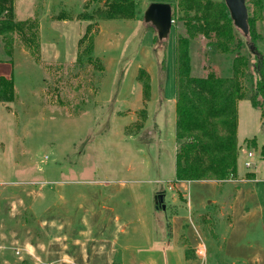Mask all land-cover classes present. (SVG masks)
<instances>
[{"label":"rangeland","instance_id":"1","mask_svg":"<svg viewBox=\"0 0 264 264\" xmlns=\"http://www.w3.org/2000/svg\"><path fill=\"white\" fill-rule=\"evenodd\" d=\"M32 1L13 0L14 17L16 21L38 19L39 60H33L15 35L12 64L8 63L6 45L0 37V75L12 74L16 89L14 101L0 103V264H88L81 257L90 255L91 242L82 241L74 221L77 210L86 213L92 207L98 190L124 185L121 197L129 198L128 189L148 188V201L144 204L153 210L154 234H165L161 227L167 225L173 195L166 182L175 177L172 108L167 102L159 111L154 108L158 104H154V111L141 129L137 124L142 109L137 110L135 123L129 125L131 120L124 117V112L116 113L125 107L117 99L130 89L123 72L134 59V52L128 48L115 70L113 98L102 103L96 95L102 80L108 77L104 62L92 53L104 68L101 76L99 63L77 49L87 25L77 20V16L86 5L89 11L96 5L89 0ZM261 1L264 8V0ZM152 2L157 0H135L140 46L146 47L139 62L143 70L148 67L158 70V86L167 93L176 70V39L185 30L182 22L173 21L167 38L159 40L155 28L143 21V13ZM97 4L102 7L104 0ZM246 5L248 16L256 22L262 10L250 3ZM171 9L173 14L172 6ZM60 13L68 19H57ZM101 21L96 18L94 22V38L101 30ZM116 32L111 27L106 29L105 40H114ZM259 40L256 48L264 57V38ZM189 48L191 76L204 77L210 71L220 76L231 75L235 54L228 57L219 53L202 36L191 40ZM241 53L249 57L244 82L249 87L255 58L248 55V48H242ZM108 91L104 88V92ZM244 105L241 114L246 120L245 132L241 130L236 138L240 171L242 174L252 171L256 165L257 176L264 179L260 148L256 151V145L250 141L253 138L261 141L264 134V126L254 129L260 110L250 105L247 98ZM249 153L247 162L252 165L246 168ZM157 178L164 181L156 183ZM251 185L263 189V196L258 205L244 201L242 206L247 208L255 204L249 215L248 211L235 210L219 227L214 222V207H207L204 228L213 239L215 234L220 238L219 264H264V181ZM162 191L164 208L157 209L154 196ZM228 222L233 223L231 227ZM199 256L204 264L203 254ZM208 259L211 258L207 262Z\"/></svg>","mask_w":264,"mask_h":264},{"label":"crops","instance_id":"2","mask_svg":"<svg viewBox=\"0 0 264 264\" xmlns=\"http://www.w3.org/2000/svg\"><path fill=\"white\" fill-rule=\"evenodd\" d=\"M33 2H36V0H33ZM255 23V31L260 35L259 39L261 40L264 38L263 7L261 17ZM100 24L101 30L93 40L92 53L104 62L103 65L106 67L108 77L102 80L100 92L96 97L102 103H108L113 98L115 70L119 67L124 55L127 54L128 48H130L129 51L134 52L135 56L129 62V67L124 70L123 77H126L125 82L131 86L130 89L124 87L123 90H128V92H120L121 95H119L117 101L125 107L124 110H119L116 114L124 112V117L128 116V119L131 120L129 125H132L137 119L135 112L144 109L146 118L143 121L144 123L141 124V129L148 122L154 108L160 111L163 109L164 104L168 102L172 108V136L175 140V69L174 77L171 80V90L166 93L165 91L162 92L161 85L158 86L160 77V74L157 73L158 70L153 67L145 68L150 78V97L148 100H144L141 83L136 80L137 72L143 68L139 60L142 58L144 50H146V47L141 48L140 46L139 23L136 20H102ZM109 27L112 28L113 32H117L114 40L106 41L104 35ZM40 28L39 25V32ZM129 45L130 47H128ZM104 53L106 55H103ZM104 88L109 89L110 92H104ZM14 93H16L15 82ZM156 103L158 105L153 108ZM245 103L246 98L237 102L236 138H238L241 130L245 132L246 120L243 118L244 113L241 114V108H245ZM260 125L264 126L259 112L254 129ZM155 128L157 129V125H155ZM252 140L254 141L252 145H256V151H258V148L261 150V147L264 146V134L261 141L253 138L250 140L251 143H253ZM175 148L176 142L174 141V161ZM261 158L264 160L263 156ZM247 160L248 154L245 158L246 162ZM158 166H161V164L158 163ZM254 166V170L242 174L238 154L234 179L224 181H179L174 177L170 183L166 182L167 189L173 191V195H171L170 206L168 207L170 212L166 218L167 225L161 227L164 231L166 230L163 235L154 234V213L149 204H144L148 201V188H146L147 190L128 189L129 198L121 197L125 189L122 184L116 189L98 190V198L94 201L92 207H89L86 213L84 210H77L74 221L79 226V229L75 231L78 235H81L82 241L85 240L87 243L90 240L91 242L90 255L83 254L81 257L83 262L88 264H202L199 255L203 254L204 264H219L218 257L222 250L220 238L215 234L213 239L204 228V217H208L207 207H214V222L219 227L227 218L226 216L231 215L235 210L242 209L245 213L248 211L247 215H249L254 205H258V199L263 196V189L258 190L251 185L264 181L260 176H257L258 169L256 165ZM162 181L164 180L161 178L155 180L156 183ZM157 193H163V191ZM163 195L165 197L164 193ZM245 200L255 204L251 208L242 206ZM85 205L88 206L86 202ZM70 207L73 209L74 205ZM232 224V222L227 223L229 227ZM83 236H86V238H83ZM84 252L86 253L85 250ZM208 257L211 259H208L207 262ZM213 259H216L215 262Z\"/></svg>","mask_w":264,"mask_h":264},{"label":"trees","instance_id":"3","mask_svg":"<svg viewBox=\"0 0 264 264\" xmlns=\"http://www.w3.org/2000/svg\"><path fill=\"white\" fill-rule=\"evenodd\" d=\"M89 0L96 5L89 11L85 6L77 16L80 22H87L84 33L77 42V49L93 57V25L99 20H136L138 9L135 0ZM173 8L172 20L182 22L185 33L176 39L175 70V178L179 181L234 179L236 174L237 144V102L247 98L251 105L260 110L264 125V57L256 48L259 35L255 22L247 18L249 33L244 37L233 25L229 11L223 0H157ZM246 4L262 10L261 0H248ZM247 7V5H246ZM260 18V17H259ZM258 18V19H259ZM57 19L67 20L64 13ZM17 35L19 42L36 62L39 60L40 40L37 18L16 21L13 0H0V37L6 45L7 62L12 64V43ZM202 36L209 46L226 56L235 54L231 62V75L220 76L213 71L204 77L191 76L189 47L191 40ZM156 40V38H154ZM248 48L253 55V81L246 87L245 77L249 67L248 56L241 53ZM78 56H81V53ZM164 60L161 61L163 67ZM101 76L104 68L99 63ZM137 81L142 86L144 100L150 97V78L139 69ZM13 75H0V103L14 101ZM140 128L146 118L144 109L140 111ZM253 144L254 141L252 140ZM264 157V146L260 150Z\"/></svg>","mask_w":264,"mask_h":264},{"label":"water","instance_id":"4","mask_svg":"<svg viewBox=\"0 0 264 264\" xmlns=\"http://www.w3.org/2000/svg\"><path fill=\"white\" fill-rule=\"evenodd\" d=\"M233 25L240 33L247 37L249 33L247 18L246 0H223ZM143 21L147 24H151L157 34L159 40L167 38L170 29L172 27V9L170 4L165 2H152L150 3L143 13ZM164 195L162 193L154 196L155 208H164L163 206Z\"/></svg>","mask_w":264,"mask_h":264},{"label":"built area","instance_id":"5","mask_svg":"<svg viewBox=\"0 0 264 264\" xmlns=\"http://www.w3.org/2000/svg\"><path fill=\"white\" fill-rule=\"evenodd\" d=\"M248 156L250 157L251 154L249 153ZM250 166V162H245V167H249ZM16 254H19V249H16ZM45 264H53V263H45Z\"/></svg>","mask_w":264,"mask_h":264}]
</instances>
